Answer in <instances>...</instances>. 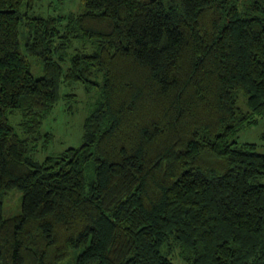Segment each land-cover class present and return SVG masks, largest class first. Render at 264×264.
I'll list each match as a JSON object with an SVG mask.
<instances>
[{
	"label": "trees",
	"instance_id": "16d2710c",
	"mask_svg": "<svg viewBox=\"0 0 264 264\" xmlns=\"http://www.w3.org/2000/svg\"><path fill=\"white\" fill-rule=\"evenodd\" d=\"M38 1L0 0V264H264V153L235 139L264 116V0H82L64 29ZM80 82L83 143L38 160Z\"/></svg>",
	"mask_w": 264,
	"mask_h": 264
},
{
	"label": "rangeland",
	"instance_id": "374dc122",
	"mask_svg": "<svg viewBox=\"0 0 264 264\" xmlns=\"http://www.w3.org/2000/svg\"><path fill=\"white\" fill-rule=\"evenodd\" d=\"M83 11L82 0H41L37 2L35 9L30 11L29 15L31 17H60L61 20L58 22L64 29L67 18L70 15H78ZM23 12H26L25 8H23ZM21 43L24 47L25 41L23 38ZM71 43L73 49L71 48L70 52H94L93 43L88 41L73 39L70 41ZM27 57L35 76L43 75V64L33 56L27 55ZM99 78H103V76L100 75ZM60 93L59 101L45 119L40 133L33 139L36 148H40L36 156L40 161H43L49 155H58L68 148H77L83 143L86 118L100 97L99 88L88 89V85L81 82L80 84L63 85ZM239 106L244 110H248L247 96L245 94L239 95ZM9 119L10 124L22 135L20 127V123L23 120L22 114L14 112L12 116H9ZM48 132L53 135L51 141L47 140ZM235 139L239 143H256L259 151L264 153V116L259 117L257 123L245 124L239 130ZM22 201L23 195L20 191H13L8 194L4 199L5 216L8 218L18 216L22 209ZM169 257L174 264H186L176 249L171 251ZM63 264H69V260Z\"/></svg>",
	"mask_w": 264,
	"mask_h": 264
}]
</instances>
